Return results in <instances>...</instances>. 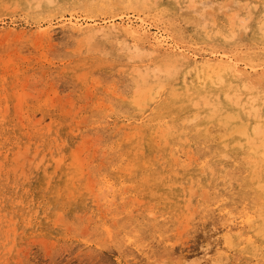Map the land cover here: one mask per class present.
<instances>
[{"label":"rangeland","instance_id":"1","mask_svg":"<svg viewBox=\"0 0 264 264\" xmlns=\"http://www.w3.org/2000/svg\"><path fill=\"white\" fill-rule=\"evenodd\" d=\"M71 17L143 21L183 51L57 27ZM0 28L24 32L0 38V264H264L254 227H221L264 223V150L236 144L255 117L214 85L226 71L264 92V0H0ZM26 146L41 164L8 170Z\"/></svg>","mask_w":264,"mask_h":264},{"label":"bare ground","instance_id":"2","mask_svg":"<svg viewBox=\"0 0 264 264\" xmlns=\"http://www.w3.org/2000/svg\"><path fill=\"white\" fill-rule=\"evenodd\" d=\"M233 4L237 5L238 2L234 1ZM195 15H197V14H195ZM120 18H121V16H120ZM89 20H91L92 23L88 25L86 22V18L82 21L78 18L76 19V18L71 17L66 21L58 23L57 27L61 28V29H66V30L70 29L71 31L77 32V33H84L86 39L95 38L97 36L108 35V32H113L114 36H116V33H119L121 35H124V36L132 38V39H141V40L144 39V40L148 41L149 43L154 44L158 48L166 47V48L171 49V50L183 51V49H180L179 48L180 46H178L175 42H174V44H171L169 42V39L167 38V36L164 37L161 34L150 33L148 31V28H146L144 23H142L143 21L141 22L140 25H136V23L133 20H130L129 18H126V19H124V21H121V24H112L111 20H101V21H95L93 19H89ZM53 31H54V28L52 26H48L44 30H41L40 34L42 36H46V37H48V39H50L51 33ZM0 32H1L0 38L20 37L24 34L23 31H18L15 28H13V29H1ZM95 45H96V43H95ZM94 49H95V47H94ZM107 54H108V52H107ZM148 54H149V52H148ZM218 58L220 60L223 59L224 61H226L227 65H229L230 67H235L236 62L230 56H226L224 54H221ZM206 67L211 68L210 65H206ZM201 69L199 71L204 72L203 69L202 70ZM138 73H140V72H138ZM227 75H228V73H226V71H225L223 74V77L216 79V81L214 82V85H216V86L222 85V81L224 82L223 83L224 94H223V98L221 99V103L223 105H227V106L234 108L235 110H233V111H234V114L237 115V117L241 118L242 114L246 113L249 116H254L255 120H256V124H254L253 126L247 127V124H245L243 122V125H242V123H241L242 128L238 132L236 131L232 136L238 137L236 144L239 143L240 146H252V145H254L256 147V149L260 148V150H264V127L262 125L258 124L259 121L257 119L260 117H262L264 119V92H262L258 88H255L254 86L250 85V83L245 81V80H241V83H237L236 82L237 80L235 78L228 77ZM241 91H246V97H247L246 101L243 104H240V102H239V94L238 93ZM205 99H207V98H205ZM186 102H188V101H186ZM5 110L7 112L6 107H5ZM5 110H4V112H5ZM6 112H5V114H6ZM33 123H38V120L34 121ZM218 126H221V125H218ZM222 127L224 130V133L221 132L220 128H216V129L202 128V129L204 131H207L206 134L211 136V138H215V137L222 138L226 134L225 127L223 125H222ZM175 153L178 154L179 150H176ZM182 156L184 158L180 161L185 163V164H182V166H187L191 161H193V159L191 158V155H189L188 153L183 154ZM180 157H181L180 154L176 156L177 159H180ZM8 161H9V165H8L9 169L8 170L16 171V172H19L20 175H24L31 167L39 166L42 162V158L38 156L37 152H31L26 146V148H21V149H18V150L11 152L10 156L8 157ZM133 162L135 163L136 161H133ZM58 163H59V161H58ZM207 163H208L207 161H201V168L206 169ZM147 165L151 168L150 162H148ZM209 169L212 170V167H210ZM229 178H230V176H229ZM182 182L188 183V185L186 186L188 189L187 195L192 194L194 196L196 189L194 188L195 183H193V178L192 179L188 178ZM232 182H234V181H232ZM105 188H107V187H105ZM110 188L108 190H110ZM201 191H202V189H201ZM203 191L201 192L202 194L204 193ZM206 197H207V195L205 193V198ZM202 198L205 199L204 196ZM188 199H189V197H188ZM192 209H194V208L192 207ZM196 212H198V211H196ZM244 215H245L244 218H241V216H238L235 219L230 217L227 219L228 221L223 222L221 227H223L226 230V234L224 236L231 237L233 235V232L237 229H238L237 234L238 235L241 234V232H242L241 228L243 226H245V224L247 223L248 225H250V227H254V229H256V231H254V234H256L257 236H261L260 238H263L264 237V223L262 225H256L255 226L254 225L255 220L253 219V216L251 214H248V212H245ZM229 216H231V215H229ZM85 231H87V230H85ZM216 233H217V231H216ZM248 241H249L248 243L253 242V240H250V239ZM9 248H8V250H9ZM140 253H141L142 258L144 259V262H148L149 257H150L149 254L145 250L140 251ZM133 259H134V264H136L137 261L135 260V257Z\"/></svg>","mask_w":264,"mask_h":264}]
</instances>
